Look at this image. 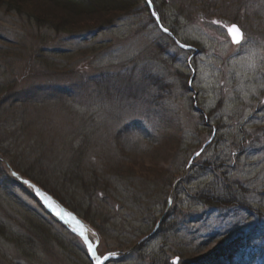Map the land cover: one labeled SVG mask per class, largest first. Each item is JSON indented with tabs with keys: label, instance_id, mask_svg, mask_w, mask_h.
Listing matches in <instances>:
<instances>
[{
	"label": "rangeland",
	"instance_id": "rangeland-1",
	"mask_svg": "<svg viewBox=\"0 0 264 264\" xmlns=\"http://www.w3.org/2000/svg\"><path fill=\"white\" fill-rule=\"evenodd\" d=\"M136 1L75 34L0 11V264H95L25 179L105 264H264V0Z\"/></svg>",
	"mask_w": 264,
	"mask_h": 264
},
{
	"label": "trees",
	"instance_id": "trees-1",
	"mask_svg": "<svg viewBox=\"0 0 264 264\" xmlns=\"http://www.w3.org/2000/svg\"><path fill=\"white\" fill-rule=\"evenodd\" d=\"M137 4L136 0H0V11L27 16L38 27H49L59 33L75 34L109 27L120 16L131 14ZM131 171L132 168L128 167L125 172H129L128 175L131 176L133 175L130 174ZM128 175L126 173V178ZM93 188L97 190L98 186ZM93 188L83 186L82 189L90 194L93 193ZM49 193L64 204L63 198L55 196L50 191ZM65 206L69 208L67 204ZM228 249L224 255L229 253L231 256L232 246Z\"/></svg>",
	"mask_w": 264,
	"mask_h": 264
},
{
	"label": "snow or ice",
	"instance_id": "snow-or-ice-1",
	"mask_svg": "<svg viewBox=\"0 0 264 264\" xmlns=\"http://www.w3.org/2000/svg\"><path fill=\"white\" fill-rule=\"evenodd\" d=\"M151 3V0H149V4ZM153 15H155V13H153ZM158 19V18H157ZM212 24H220L221 28L226 27L227 28V33L228 35L231 36V40L232 43L236 44V45H242V43L245 42V36L244 33L241 31L240 27L236 24H232L230 26H225L223 25L221 22L219 21H211ZM162 31L165 33H168V29L167 28H162ZM169 35H171V33H168ZM177 44H179V46L181 48H187L186 45L184 44H180L179 41L176 42ZM197 155H199V153H197ZM13 175L15 176L16 174L13 173ZM25 184H28V181L25 180L24 181ZM31 187V185H30ZM37 193L41 196H43V193L40 192L39 189H36ZM45 202L49 203V206L51 207V202H50V198L49 197H44ZM55 210V208L53 209ZM65 217H68L69 219L66 220V222L71 223V222H75L74 226H73V231H76L79 233V235L81 237L84 238V243L87 245L88 247V252L92 257V260L95 262V264H105L106 261H108L110 259L111 256H113V253H110L109 255H103V254H98L97 249L89 242L88 237L85 235V229L83 228V226L79 223V221H76L74 216H71L70 213H64L61 210L60 213V218L64 219ZM173 264H177V261H174Z\"/></svg>",
	"mask_w": 264,
	"mask_h": 264
},
{
	"label": "bare ground",
	"instance_id": "bare-ground-1",
	"mask_svg": "<svg viewBox=\"0 0 264 264\" xmlns=\"http://www.w3.org/2000/svg\"><path fill=\"white\" fill-rule=\"evenodd\" d=\"M26 180V179H25ZM24 180V181H25ZM24 181H22L23 182V186L32 194V195H34L35 197H37L47 208L48 207H50L49 206V203H46L45 202V199H44V197H49L48 196V194H46L45 192H43L41 189H40V187H38V186H36V185H34V184H31V183H29L28 182V184H25L24 183ZM28 181V180H27ZM21 182V183H22ZM30 185H31V187H30ZM36 189H39L40 190V192L41 193H43V196H41V195H39L38 193H37V191H36ZM50 198V197H49ZM50 202H51V205L52 206H55L56 204H55V202L52 200V198H50ZM51 206V207H52ZM50 207V208H51ZM63 211L64 213H67L64 209H62L61 207H60V205H56V211ZM71 216H74L75 217V219H76V221H79V223L83 226V228L85 229V235L88 237V239L90 238V236L93 234V231H91L92 229H91V227L89 226V224L86 222V221H84V220H80V219H78L75 215H73V214H71ZM69 218L68 217H65L64 219H62V220H64V221H66V220H68ZM67 224H69L70 226H72V229H73V226H74V221L73 222H71V223H68V222H66ZM76 232V231H75ZM78 233V232H77Z\"/></svg>",
	"mask_w": 264,
	"mask_h": 264
},
{
	"label": "water",
	"instance_id": "water-1",
	"mask_svg": "<svg viewBox=\"0 0 264 264\" xmlns=\"http://www.w3.org/2000/svg\"><path fill=\"white\" fill-rule=\"evenodd\" d=\"M148 1H149V0H148ZM236 25H237V24H236ZM241 31L243 32V30H241ZM229 36H230V35H229ZM230 39H231V36H230ZM231 41H232V40H231ZM233 44H234V43H233ZM234 45H236V44H234ZM178 183H179V182H177L176 185H177ZM111 258H116V257H115V256H111L110 259H111ZM106 262H107V261H106ZM106 262H105V263H106Z\"/></svg>",
	"mask_w": 264,
	"mask_h": 264
}]
</instances>
